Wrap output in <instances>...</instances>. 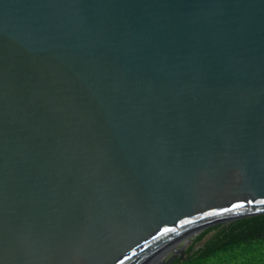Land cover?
<instances>
[{"label":"water","instance_id":"1","mask_svg":"<svg viewBox=\"0 0 264 264\" xmlns=\"http://www.w3.org/2000/svg\"><path fill=\"white\" fill-rule=\"evenodd\" d=\"M262 201L264 0H0V264H172Z\"/></svg>","mask_w":264,"mask_h":264},{"label":"trees","instance_id":"2","mask_svg":"<svg viewBox=\"0 0 264 264\" xmlns=\"http://www.w3.org/2000/svg\"><path fill=\"white\" fill-rule=\"evenodd\" d=\"M172 264H264V215L199 233Z\"/></svg>","mask_w":264,"mask_h":264},{"label":"snow or ice","instance_id":"3","mask_svg":"<svg viewBox=\"0 0 264 264\" xmlns=\"http://www.w3.org/2000/svg\"><path fill=\"white\" fill-rule=\"evenodd\" d=\"M262 203H264V201H262Z\"/></svg>","mask_w":264,"mask_h":264}]
</instances>
